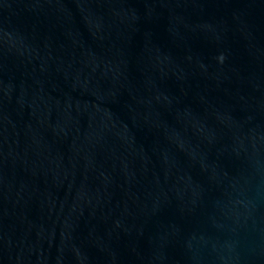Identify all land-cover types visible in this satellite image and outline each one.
<instances>
[{
	"label": "water",
	"instance_id": "water-1",
	"mask_svg": "<svg viewBox=\"0 0 264 264\" xmlns=\"http://www.w3.org/2000/svg\"><path fill=\"white\" fill-rule=\"evenodd\" d=\"M0 264H264V0H0Z\"/></svg>",
	"mask_w": 264,
	"mask_h": 264
}]
</instances>
